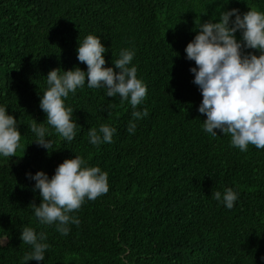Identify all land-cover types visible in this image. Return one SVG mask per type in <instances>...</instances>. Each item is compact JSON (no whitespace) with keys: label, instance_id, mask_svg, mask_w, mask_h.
I'll return each mask as SVG.
<instances>
[{"label":"trees","instance_id":"16d2710c","mask_svg":"<svg viewBox=\"0 0 264 264\" xmlns=\"http://www.w3.org/2000/svg\"><path fill=\"white\" fill-rule=\"evenodd\" d=\"M233 8L264 12V0H0V107L21 132L16 157H0V264H264V149L241 152L230 135L203 131L196 65L185 52L201 23ZM90 34L115 72L120 52H134L129 67L147 87L135 110L148 115L130 134V103L86 80L64 100L77 123L69 142L39 105L51 70L87 71L77 49ZM33 120L45 122L57 150L34 142ZM102 124L116 131L111 143L94 146L87 133ZM75 155L107 172L109 191L85 198L70 214L79 225L61 235L35 217L29 205L42 197L26 174L51 178ZM226 188L238 196L230 210L212 196ZM24 227L46 235L43 261H23L31 251L20 239Z\"/></svg>","mask_w":264,"mask_h":264},{"label":"clouds","instance_id":"9594fccd","mask_svg":"<svg viewBox=\"0 0 264 264\" xmlns=\"http://www.w3.org/2000/svg\"><path fill=\"white\" fill-rule=\"evenodd\" d=\"M237 32L241 35L239 40ZM245 49L258 50L259 55L246 53ZM105 52L98 36L87 35L77 49V59L86 64L87 71L77 67L61 74L57 68L46 77L48 88L39 106L47 115V125L69 142L76 135L77 123L72 119L74 110L66 108L64 100L69 93L75 94L83 87L86 80L89 88L105 87L107 97L119 95L121 103H130L133 109L127 128L130 134L135 133V121L148 115L147 109L135 110L145 99L147 87L137 78V68L129 67L134 52L126 49L120 52L113 62L119 72L104 67ZM185 52L186 58L196 65L190 71L202 95L198 111L207 117L203 131L213 137L218 135L216 130L230 135L231 146L241 152H246L250 144L264 149V12L250 9L241 15L235 8L224 10L218 22L200 24L198 34L187 44ZM45 122L33 120L29 129L36 136L34 142L50 154L57 149H53V141L46 139L50 133ZM115 131L102 124L99 129L91 128L87 136L92 145L98 146L111 143ZM20 140L17 119L5 107H0V157H16ZM50 149L53 150L50 152ZM26 175L36 182L33 191L39 190L42 197L38 206L34 202L29 205L35 217L43 225L55 223L61 235L69 233L70 224L79 225L80 220L70 214L81 208L85 198L94 201L109 191L107 172L99 167H87L86 161L77 155L59 164L51 178L43 171ZM212 196L229 210L238 198L232 188H226L223 193L215 191ZM46 238L43 232L38 235L30 227L23 228L20 239L31 246V251L23 256L24 262L45 259L49 248L44 242Z\"/></svg>","mask_w":264,"mask_h":264}]
</instances>
